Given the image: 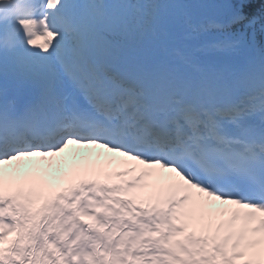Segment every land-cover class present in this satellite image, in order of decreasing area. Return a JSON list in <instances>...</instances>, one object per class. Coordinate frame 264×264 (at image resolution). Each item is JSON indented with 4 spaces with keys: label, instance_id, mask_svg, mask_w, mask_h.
Returning <instances> with one entry per match:
<instances>
[{
    "label": "snow or ice",
    "instance_id": "1",
    "mask_svg": "<svg viewBox=\"0 0 264 264\" xmlns=\"http://www.w3.org/2000/svg\"><path fill=\"white\" fill-rule=\"evenodd\" d=\"M48 3L56 7L59 0ZM247 19L241 4L226 23L189 20L178 31H165L161 39L122 50L118 68L90 59L83 46L71 49L69 55L59 43L58 31L47 33L48 43L29 40L39 51L23 53L11 69L0 46V170L18 171L21 166L13 162L43 157L31 171L55 186L69 165L88 170L110 160L106 153L124 154L123 148L82 134L85 127L103 128L122 138L145 142L150 138L184 161V165L163 158L156 161L157 169L164 165L163 179L171 174L193 188L190 198L172 209L167 224L158 226L171 225L175 236L199 235L218 225L225 206L235 200L261 202L213 187L197 178L195 167L198 156L213 150L211 141L226 142V124L239 127L246 117L258 115L264 140V80L258 89L246 87L251 67L257 61L264 66V24L259 37L255 30L247 31L252 24L231 31ZM19 140L27 147L11 151L10 145ZM49 141L58 143L53 146ZM70 145L105 152L89 151L67 164L61 154ZM78 155L73 154L74 161ZM259 183L264 198V177ZM129 198L142 203L136 196ZM86 222L91 225V219ZM14 243L15 230L0 235L4 264Z\"/></svg>",
    "mask_w": 264,
    "mask_h": 264
},
{
    "label": "bare ground",
    "instance_id": "2",
    "mask_svg": "<svg viewBox=\"0 0 264 264\" xmlns=\"http://www.w3.org/2000/svg\"><path fill=\"white\" fill-rule=\"evenodd\" d=\"M113 155L115 156V159L113 161V163H107L104 162L100 165H98L97 167H94L95 168V173L96 174H99L100 176H105V177H108V178H112L113 177V171L117 168H120V170H122V173L125 176H127L126 172H125V164L127 162H129V159L124 157L123 155H119L118 153L116 152H113ZM80 160V158L78 159V161ZM76 170L79 171L81 169H79L78 165H76ZM24 176H28V178L34 182L36 184V181H38V178L34 175V172L33 171H27L23 174V177L20 176V180H23L25 179ZM164 176V173L161 172L160 174L158 175H155L153 177H151L148 181V184L147 186L145 187L147 191H149L150 193V197L154 200H158V201H161L160 198L161 197H165L166 200L169 199L170 196H172L173 194L176 193V191L171 187L170 185V180L173 178L171 177V174H169V178L168 179H163L162 177ZM6 179V174L4 172H1L0 173V183L3 182V181H9L8 180H5ZM35 184L33 185L32 183L29 184V187H32L33 191H32V197H34L33 195H35ZM138 188H140V185H137ZM17 188V187H16ZM15 188V189H16ZM15 189H12V192L15 190ZM129 193H131L132 196H137V197H140L141 196V193H140V190L139 189H129L128 190ZM27 194V193H26ZM29 195V194H27ZM165 200V201H166ZM148 205H151V203L147 202ZM243 223L244 224H249V220L248 219H243ZM239 233H241V230L239 229L238 230ZM222 234V233H220ZM219 234V235H220ZM243 236V234H242ZM254 237V235H253ZM222 240L224 241V238H222ZM264 244V240L262 242ZM220 246L222 247H225L223 244H220ZM243 249H246L247 248V245H243L242 246ZM248 250V248L246 249ZM248 252V251H246ZM253 257H257L258 254H254L252 253ZM247 258H250V256H246Z\"/></svg>",
    "mask_w": 264,
    "mask_h": 264
}]
</instances>
